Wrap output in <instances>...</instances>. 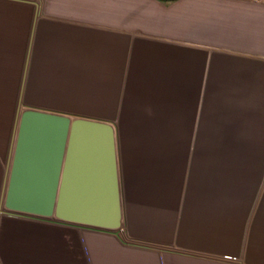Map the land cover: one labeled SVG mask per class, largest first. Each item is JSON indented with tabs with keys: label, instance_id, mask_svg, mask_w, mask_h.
<instances>
[{
	"label": "crops",
	"instance_id": "obj_1",
	"mask_svg": "<svg viewBox=\"0 0 264 264\" xmlns=\"http://www.w3.org/2000/svg\"><path fill=\"white\" fill-rule=\"evenodd\" d=\"M131 40L186 47L200 227L162 245L5 209L21 112L106 122L48 106L84 73L115 104ZM0 264H264V0H0Z\"/></svg>",
	"mask_w": 264,
	"mask_h": 264
},
{
	"label": "rangeland",
	"instance_id": "obj_2",
	"mask_svg": "<svg viewBox=\"0 0 264 264\" xmlns=\"http://www.w3.org/2000/svg\"><path fill=\"white\" fill-rule=\"evenodd\" d=\"M130 43H116L114 67L128 71L114 73L115 87H120L115 104L97 97L105 86L92 82L96 74L84 73L83 87L67 89L66 104L48 107L109 119L115 132L119 232L126 239L165 245L183 230L200 227L202 220L203 190L195 191L193 178L197 138L187 134L186 47ZM123 49L128 55L117 56ZM83 51L84 70L97 59L101 64L102 58L92 55L95 51Z\"/></svg>",
	"mask_w": 264,
	"mask_h": 264
},
{
	"label": "water",
	"instance_id": "obj_3",
	"mask_svg": "<svg viewBox=\"0 0 264 264\" xmlns=\"http://www.w3.org/2000/svg\"><path fill=\"white\" fill-rule=\"evenodd\" d=\"M3 204L16 213L116 233L122 212L112 125L22 111Z\"/></svg>",
	"mask_w": 264,
	"mask_h": 264
},
{
	"label": "trees",
	"instance_id": "obj_4",
	"mask_svg": "<svg viewBox=\"0 0 264 264\" xmlns=\"http://www.w3.org/2000/svg\"><path fill=\"white\" fill-rule=\"evenodd\" d=\"M163 1H171V0H163Z\"/></svg>",
	"mask_w": 264,
	"mask_h": 264
}]
</instances>
